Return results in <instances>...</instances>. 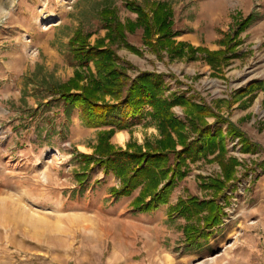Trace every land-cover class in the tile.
<instances>
[{"label": "rangeland", "instance_id": "1", "mask_svg": "<svg viewBox=\"0 0 264 264\" xmlns=\"http://www.w3.org/2000/svg\"><path fill=\"white\" fill-rule=\"evenodd\" d=\"M130 1L148 13L153 3L168 2L175 29L184 33L176 42L211 52L225 48L219 41L230 26L234 32L239 21L250 14L257 17L238 38L239 57L219 68L198 52L158 55L142 44V29L126 32L140 54L115 47L131 65L132 77L165 74L167 95L189 92L256 145V152L244 153L239 139L228 140L227 158L238 162L237 181L221 194L215 183L203 187L212 179L230 181L223 171L229 161L213 159L215 155L189 162L190 174L169 203L148 213L131 205L140 190L113 198L111 188L120 182L98 167L89 172L83 193L76 180L80 163L75 153L86 146L89 153L84 154L91 155L99 130L84 128L77 110L67 117L62 104L39 105L33 89L25 86L31 73L43 77L48 72L55 82L72 78L69 40L75 31L92 33L93 43L104 38L100 12L105 7L116 9L122 22H136L138 15L125 8ZM255 80L264 82V0H0V264H264V91L251 105L247 96L236 98ZM217 100L226 102L216 107ZM173 113L186 122L183 108L175 107ZM207 122L214 126L215 118ZM125 132L129 137L124 144L118 142V132L111 138L114 147L125 150L131 144L146 150L165 138L149 117ZM171 136L180 149L177 135ZM190 197L215 199L227 212L200 250L185 245L183 232L198 220L171 215L180 199Z\"/></svg>", "mask_w": 264, "mask_h": 264}, {"label": "trees", "instance_id": "2", "mask_svg": "<svg viewBox=\"0 0 264 264\" xmlns=\"http://www.w3.org/2000/svg\"><path fill=\"white\" fill-rule=\"evenodd\" d=\"M125 8L138 15L137 21L122 22L116 9L105 7L100 16L106 35L94 43L91 42L92 33L80 28L75 31L69 40L75 63L72 78L55 82L48 72L43 77L31 73L25 77V86L33 89V97L39 105L50 108L54 103L62 104L67 117L77 110L84 128L99 130L98 143L91 155L75 153L80 163L76 180L81 191L84 193L87 189L89 172L98 167L106 177L113 175L120 182L119 187L111 188L113 198H127L140 190L131 205L134 210L148 213L169 203L173 191L190 174L189 162L206 161L214 155L213 159L226 160L229 139H239L244 153L256 152L258 148L235 124L217 113L211 105L199 104L189 92L176 91L167 95L170 87L165 74L141 72L132 77L131 65L121 59L115 47L140 54V50L127 41L126 32L135 33L142 29V44L158 55L166 52L176 57L182 56L186 50L192 55L198 52L204 55L209 65L219 68L239 57L236 48L242 41L238 38L256 22L257 17L250 14L239 21L234 32L230 26V31L224 33L219 41L225 48L211 52L176 42V38L184 33L175 29L174 12L168 2L153 3L151 13L135 1L127 2ZM38 70L43 71L44 67ZM261 90L264 91V82L255 80L240 89L236 98L247 96L246 102L251 105ZM225 102L217 100L214 104L219 107ZM175 107L183 108L186 122L174 115ZM146 117L154 121L165 136L156 147L148 145L143 150L129 144L123 150L111 144L110 140L117 132L131 131ZM210 117L215 118L214 126L207 122ZM227 123L225 133L223 127ZM172 132L178 137L180 149L172 140ZM227 161L229 163L223 164V171L230 181L212 179L210 184L203 185L204 188L209 189L211 182L215 183L221 194L230 182L234 184L237 181L234 172L238 162L236 158H227ZM204 212H207L206 216H202ZM173 213L189 222L198 220L196 225L189 223L183 230L185 245L191 250H200L202 241H209L227 216L225 206L219 205L217 200L200 201L195 197L180 199L172 207L171 215ZM200 222H203L202 226L198 225Z\"/></svg>", "mask_w": 264, "mask_h": 264}, {"label": "crops", "instance_id": "3", "mask_svg": "<svg viewBox=\"0 0 264 264\" xmlns=\"http://www.w3.org/2000/svg\"><path fill=\"white\" fill-rule=\"evenodd\" d=\"M194 31H195V29H194ZM183 37V36H182ZM188 39H193V38H189L188 37ZM119 135H124L125 136V138H126V140H127V138L129 137V134H128V132H125V131H122V132H118L117 133V137L119 136ZM117 140H118V138H117ZM125 140V141H126ZM118 142H119V140H118ZM120 143V142H119ZM125 142H123V143H121V144H124ZM82 148V147H81ZM83 148L85 149V150H80L82 153H89V151H88V149L86 148V146H83Z\"/></svg>", "mask_w": 264, "mask_h": 264}, {"label": "bare ground", "instance_id": "4", "mask_svg": "<svg viewBox=\"0 0 264 264\" xmlns=\"http://www.w3.org/2000/svg\"><path fill=\"white\" fill-rule=\"evenodd\" d=\"M118 139H119V142H120V143H123V142H125V140H126V138H125L124 135H119V136H118Z\"/></svg>", "mask_w": 264, "mask_h": 264}]
</instances>
